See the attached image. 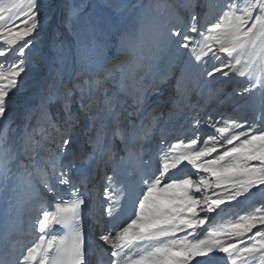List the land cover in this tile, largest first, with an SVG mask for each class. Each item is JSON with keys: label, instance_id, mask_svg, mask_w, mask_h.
Returning a JSON list of instances; mask_svg holds the SVG:
<instances>
[{"label": "snow or ice", "instance_id": "obj_1", "mask_svg": "<svg viewBox=\"0 0 264 264\" xmlns=\"http://www.w3.org/2000/svg\"><path fill=\"white\" fill-rule=\"evenodd\" d=\"M138 7L131 0H0V196L7 197L10 216L26 214L39 232L31 243L6 239L0 264H88L82 221L90 204V214L100 217L104 264H214L218 254L224 264H264V200H252L264 197V130L209 119L216 135L168 144L151 170L145 158L150 125L134 123L145 103L148 62L182 50L189 59L181 78L198 67L209 79L234 74L246 81L237 95L258 92L257 119H264V0H184L175 23L133 41L121 21ZM43 31L45 46L34 51ZM49 61L53 71L38 105L13 140L10 104L22 74L29 63ZM69 68L71 86H58L57 76ZM101 163L111 166L102 178V200L84 175ZM129 189L133 210L122 218ZM232 201L249 208L218 220L226 212L222 205Z\"/></svg>", "mask_w": 264, "mask_h": 264}, {"label": "rangeland", "instance_id": "obj_2", "mask_svg": "<svg viewBox=\"0 0 264 264\" xmlns=\"http://www.w3.org/2000/svg\"><path fill=\"white\" fill-rule=\"evenodd\" d=\"M224 1L227 0H218L220 3ZM131 2L141 7L125 16L121 21V30L129 33L133 41L140 33H143L145 38H151L158 31H164L175 23L177 13L183 15L179 6L184 0H131ZM200 3H203V0H200ZM141 8L143 11H141ZM218 15V10L211 13L207 18L208 22H215ZM47 38V31L41 32L40 36L34 40L33 50L44 48V42ZM112 51L115 54L116 48L113 47ZM123 58L124 54H121V59ZM10 59H16V57H10ZM188 59L186 50H182L178 55L167 52L161 53L158 58L148 62V66L144 71L142 86L145 89V103L142 111L134 118V123L139 124L143 121L150 125L149 138L145 145V158L151 160V170H154L157 166L158 151L161 148H166L168 144L175 143L178 139L187 141L194 134L199 135L201 139L209 135H216L214 129L208 127L207 121L209 119L213 121L228 120L231 122L235 120L241 123H255L256 131L264 130V119H257L261 116V103L258 92L247 98L241 97L236 94V90L243 89L246 86V81L242 78L233 74L232 79H228L217 74L216 78L209 79L204 74V69L200 67L186 69L183 78H181L180 69L185 68ZM222 59L225 62L228 60L223 55ZM211 66L210 63L208 67ZM52 71L53 65L49 61L42 66L29 63L28 71L26 74H22L23 83L20 91L12 98L10 104L12 110L9 113L11 125L9 134L13 140L18 138L20 131L27 122L26 117L29 112L38 105L40 91L43 89L45 82L48 81L49 74ZM73 79L74 73L69 68L57 76L56 84L70 87ZM55 110L54 107L53 111ZM195 121H200L198 128L193 126ZM162 138L166 141L164 145L160 144ZM85 139L78 141V144L86 147ZM110 142L113 147L119 145L118 139L113 140L111 137ZM120 154L123 155L122 150ZM103 166L101 163L99 168L101 170L99 174L101 181L95 183L92 187V189L97 190L98 199L100 200L103 199L102 185L104 182L102 178L104 176L103 172H105ZM190 171V169L186 170L189 174ZM128 196L130 203L124 206L125 214L127 212L131 214L133 210L131 200L134 198V194L131 189H129ZM45 199L48 200V197L46 196ZM238 199L244 200L243 197ZM252 200L254 203H259L264 200V197L257 194ZM231 205H235V207ZM222 207L226 209V212L221 213V216L217 218L218 220L227 219L234 214H242L243 211L248 210L249 205L247 202L237 204L236 201H232L230 205L225 204ZM10 213L11 209L7 197L0 196V217L3 220L0 226V250L6 239H21L24 242L31 243L39 236V232L25 218L26 214L10 216ZM212 215H215V213ZM97 217L100 218L99 214L96 215ZM35 218V216L32 217L33 220ZM19 227L24 228L25 234L21 233L19 235L17 233ZM222 256L223 254H218L214 264H224ZM196 259L203 258L198 257ZM192 264H195V261H192Z\"/></svg>", "mask_w": 264, "mask_h": 264}, {"label": "bare ground", "instance_id": "obj_3", "mask_svg": "<svg viewBox=\"0 0 264 264\" xmlns=\"http://www.w3.org/2000/svg\"><path fill=\"white\" fill-rule=\"evenodd\" d=\"M219 1H221V0H219ZM226 2L227 1H224L222 3L219 2V3L220 4H224ZM85 136H86L85 132H83V131L80 132L78 134V139H79L78 141L79 142L80 141H83L85 139ZM110 138L111 137H108L107 138V140L109 142H110ZM79 146L82 147V148H85L82 145H79ZM109 173H110V170H109L108 174ZM84 175L86 177V182H87L88 188L90 190H92V187H93V185H95V183L97 184V183H99V181H101L100 178H99V174H98V166H97V164H92L85 171ZM85 195H87V194L85 193ZM48 200H49V202H51L52 198L51 197H48ZM121 202L123 203V209H122V212H121V217L124 218V217H127L128 215H130V212H127L126 214L124 213V210H125L124 206H126L127 204L130 203L129 196L127 195V197L125 199H123ZM5 205H6V203H5ZM93 211H94V209H93L92 205L90 204L89 205V208L86 209V210H84V219L82 221V223L84 224V233H85V249H86V252H87V257L86 258H87V261H88L91 252L94 249H96L97 250V252L95 253L96 258L94 259V257H93V259L91 261H88V264H92V263H94V264H104L105 256H104V254L102 253V251L98 247V245H101L102 242L99 241L98 237H96L101 232V223L99 222L100 221V218H98V217L96 218V215H98V212H95V214H90ZM1 221H2V218L0 217V226H1ZM15 222H17V221H15ZM7 226H8V224H7ZM56 227L59 228V226H56ZM64 231H65L64 229H59V233L58 234H63ZM17 233L19 235L21 233L25 234L24 233V228L23 227H19ZM1 250H2V248H1Z\"/></svg>", "mask_w": 264, "mask_h": 264}]
</instances>
